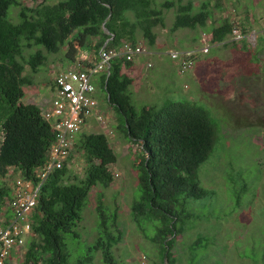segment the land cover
Listing matches in <instances>:
<instances>
[{
  "label": "trees",
  "instance_id": "1",
  "mask_svg": "<svg viewBox=\"0 0 264 264\" xmlns=\"http://www.w3.org/2000/svg\"><path fill=\"white\" fill-rule=\"evenodd\" d=\"M32 1L37 5L0 0V224H5V218H13L9 201L14 197L17 179L38 183L39 170L49 162L56 140L55 129L43 117L41 107L23 100L24 86L33 82L25 75L26 64L37 72L47 61L41 49L27 58V49L41 46L57 53L67 44V57L71 59L78 47L94 51L96 58L82 60L78 67L87 69L99 61V51L106 44L120 47L125 41L133 45L146 41L150 47L155 46V28L166 25L165 9H176L173 31L205 28L213 18L211 2L196 8L191 0H166L161 8L154 7L153 0ZM214 1V7L224 8V0ZM13 6H21L18 21L10 17ZM213 26V43L232 38L237 27L229 17ZM132 64L133 60L116 57L94 82L101 101L106 100L118 112L119 131L140 144L134 164L139 171L141 197L133 202V217L155 221L157 233L152 239L161 245L158 253L165 255L166 264H176L173 248L185 232L179 224L191 217L187 201L203 198L211 191L201 185L198 169L213 153L216 126L208 110L195 101L172 100L138 109L130 90L134 79L124 71ZM102 107L105 109L104 104ZM75 151L83 154L85 176L79 179L65 164L44 181L32 213L33 234L27 240L21 264H99L101 259L103 264H120L114 247L124 238V231L118 211L109 210L102 202L97 206L99 232L95 244L88 254L72 259L68 237L79 238L77 228L91 190L113 182L112 166L117 162L116 151L103 132L84 130L75 142ZM11 168L22 174L12 187L4 181ZM95 251L100 253L99 263ZM13 260L5 264H13Z\"/></svg>",
  "mask_w": 264,
  "mask_h": 264
},
{
  "label": "rangeland",
  "instance_id": "2",
  "mask_svg": "<svg viewBox=\"0 0 264 264\" xmlns=\"http://www.w3.org/2000/svg\"><path fill=\"white\" fill-rule=\"evenodd\" d=\"M153 1L154 7L161 8L166 0ZM191 1L196 8L211 2L213 18L207 27L173 31L176 11L173 7L165 9L166 25L157 26L155 31L163 48L199 52L194 67L182 74L176 60L154 54L146 56L153 59L154 67H146L145 58L141 59L143 65H139V59L134 66L124 68L134 79L130 90L138 109L146 105L162 106L172 100L195 101L208 110L216 126L213 153L198 169L201 185L211 191L203 198L187 201L191 217L179 224L185 232L179 235L183 239L179 237L173 248L176 264H264V51H257V35L244 32L240 21L260 19L264 15V0H224L223 9L214 7V0ZM21 2L31 7L37 5L32 0ZM20 9L21 6L11 7L13 21L19 20ZM226 17L241 28L247 43L231 37L217 45L212 42L213 24ZM141 45L146 50L150 47L146 41ZM205 47L209 50L205 51ZM38 49L47 54V61L37 72L26 64L25 75L33 82L24 86V101L33 96L37 101L50 99L58 71L78 68L82 60L96 58L94 51L80 47L73 59L68 58L67 44L57 53L34 46L25 51V56L28 58ZM102 103L107 110V122L85 130L108 135L117 155L112 166L115 178L108 187L99 184L91 190L84 218L77 228L80 236L68 237L72 259L76 261L88 254L95 244L99 232L97 206L102 202L109 210L118 211L124 231V238L114 247L120 264H166L165 255L158 253L161 245L152 239L157 233L155 221L133 217V202L141 197L139 171L134 164L140 144L129 141L119 131L118 112L106 100ZM75 155L68 166L82 179L86 163L82 152L76 151ZM21 175L11 168L4 181L12 187ZM94 253L99 263L100 253ZM23 255L16 254L13 264L23 263ZM100 262L103 264L102 259Z\"/></svg>",
  "mask_w": 264,
  "mask_h": 264
},
{
  "label": "built area",
  "instance_id": "3",
  "mask_svg": "<svg viewBox=\"0 0 264 264\" xmlns=\"http://www.w3.org/2000/svg\"><path fill=\"white\" fill-rule=\"evenodd\" d=\"M264 21V17L262 18ZM245 37L240 27L232 34L233 40ZM208 51V47L204 48ZM146 52L141 45H133L125 41L120 47L104 45L99 51V61L87 69H62L55 74L52 93L48 106H42L43 117L50 121L56 132V140L52 145L50 160L38 173L40 181L19 178L16 181L14 197L9 201L13 218L4 219L0 224V264L14 259L23 253L28 238L33 234L32 213L36 208L42 185L55 169L69 165L75 157V142L86 129L96 124L107 122V111L102 107L97 84L94 82L101 71L109 68L111 60L116 57L134 60L136 56ZM196 50L171 52L172 59L178 63L179 71L184 74L194 67L193 57ZM76 156V155H75Z\"/></svg>",
  "mask_w": 264,
  "mask_h": 264
},
{
  "label": "crops",
  "instance_id": "4",
  "mask_svg": "<svg viewBox=\"0 0 264 264\" xmlns=\"http://www.w3.org/2000/svg\"><path fill=\"white\" fill-rule=\"evenodd\" d=\"M264 15H262V17H263ZM262 17H260V19L262 18ZM260 19H255V20H248V19H246L245 18V20H240L241 21V24H242V26H243V28L246 30V32L248 31V32H251V34H255V35H257V37H258V39H259V41L257 42V45H256V49H257V51L258 52H262V51H264V24L262 23V21L260 20ZM245 21V22H244ZM246 21H248V22H246ZM217 24H219V21L217 22ZM175 33V32H174ZM246 35H248L247 33H246ZM245 39H246V41H248L247 40V37H245ZM245 40L244 41H242V42H240V43H247ZM215 45H217L218 43H214ZM173 49H171V48H166V47H161V46H159V43L157 42L156 43V45L155 46H153V47H149L147 50H146V52H144V53H142V54H140V55H138V56H136L135 57V59L133 60V64L131 65V66H134V64L140 59H144L145 60V58H146V56H149V55H154V54H159L162 58L164 57V56H169V57H171V55H170V53H171V51H172ZM262 54H264V52L262 53ZM172 58V57H171ZM146 60H147V64H146V67H154L155 66V62L153 61V59L152 58H149V57H147L146 58ZM139 65H143V60H141L140 62H139ZM186 86V85H185ZM34 98H36V96H33L31 99H30V101H25V102H28V103H36V104H38L40 107H42V106H48L49 105V102H50V99L52 98H50V99H48V100H40V101H37V99L35 100ZM180 237V239H183V237L182 236H179ZM179 237L177 238V241H178V239H179ZM176 245H177V243H176ZM148 264V263H147Z\"/></svg>",
  "mask_w": 264,
  "mask_h": 264
},
{
  "label": "clouds",
  "instance_id": "5",
  "mask_svg": "<svg viewBox=\"0 0 264 264\" xmlns=\"http://www.w3.org/2000/svg\"><path fill=\"white\" fill-rule=\"evenodd\" d=\"M246 37V36H245ZM176 50V49H175ZM55 77V76H54ZM53 80H54V78H53ZM52 86V85H51Z\"/></svg>",
  "mask_w": 264,
  "mask_h": 264
}]
</instances>
